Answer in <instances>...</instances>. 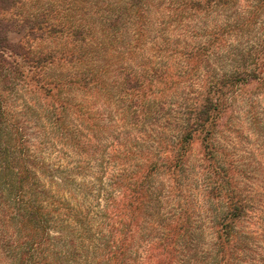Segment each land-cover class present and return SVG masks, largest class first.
<instances>
[{
  "label": "rangeland",
  "instance_id": "obj_1",
  "mask_svg": "<svg viewBox=\"0 0 264 264\" xmlns=\"http://www.w3.org/2000/svg\"><path fill=\"white\" fill-rule=\"evenodd\" d=\"M110 1L18 0L0 13L10 40L22 41L30 51L26 58L17 56L22 82L9 91L5 102L9 120L25 128L30 150L45 165L70 171L77 183L93 186L97 178L115 170L112 164L99 170L105 151L108 156L137 134L125 125L130 112L123 89L126 76L139 79L148 97L162 102L159 115L147 120L153 137H160L159 127L168 129L169 135L161 138L171 151L158 155L165 161L178 153L175 141L184 128L185 112L209 89L219 90L224 107L211 140L214 163L203 159L200 134L185 144L178 160L184 162L192 183L199 178L201 184L206 177L223 185L217 197L209 192L210 186L200 185L199 191L195 187L189 193L198 256L212 264L220 255L216 217L234 197L244 215L229 231L228 260L218 264H264V0H198L188 10L186 4L194 0H150L144 18L151 23L138 37L123 15L118 30H102L121 7ZM108 6L114 8L112 13ZM27 19L34 28L59 25L65 31L25 38ZM75 30L84 37L75 38ZM186 51L196 54L195 60ZM49 53L55 61L45 62L38 75L37 69L31 72L30 67ZM40 78L49 85L58 82L51 91L54 103L39 88ZM51 104L59 105L64 114L59 124ZM94 198L91 205L96 209ZM162 208L161 221L166 222L172 204L164 200ZM150 225L148 216L141 214L128 230L139 254L151 237Z\"/></svg>",
  "mask_w": 264,
  "mask_h": 264
},
{
  "label": "trees",
  "instance_id": "obj_2",
  "mask_svg": "<svg viewBox=\"0 0 264 264\" xmlns=\"http://www.w3.org/2000/svg\"><path fill=\"white\" fill-rule=\"evenodd\" d=\"M17 1L0 0V13L11 9ZM150 2L111 0L109 3L113 6L121 7H117L118 14L111 16L102 30H118L123 15L131 24L134 35L143 36L151 23L144 18ZM198 2L190 1L185 10L199 4ZM107 9L112 13L114 8L108 6ZM25 22H29V29L23 33L25 38L42 37L45 32L65 31L59 25L34 28L33 21L27 19ZM7 26V22L0 24V264L212 262L198 256L200 251L195 236L197 227L193 225L195 217L189 193L195 187L199 191L202 186H210L209 192L217 197V190L223 185L212 179L207 180L206 177H203L201 184L199 178L192 183L184 162L178 160L186 148L185 144L196 134H200L203 140V159L208 165L214 163L211 140L224 107L219 90L209 89L194 107L185 112L184 128L175 141L178 153L175 159L165 161L159 160L158 155L161 151H171V145L163 140L164 136L169 135L168 129L164 125L159 127L160 137H153V127L148 126L151 122L147 120L156 117L162 102H158L157 97H148V92L140 87L139 79L133 80L126 76L127 87L123 89L130 112L125 117V125H131L137 134L111 149L108 156L105 151L99 170L112 164L115 168L113 173L104 179L97 178L98 181H94L93 186L90 182L77 183L70 171L63 172L60 167L51 169L49 165H45L30 150L25 128L8 118L5 105L12 93L9 91L22 82L19 77L23 71L20 70L17 56L26 58L30 51L22 41L10 40ZM72 34L75 38L84 37L80 30H75ZM186 55L196 54L186 51ZM193 58L195 60L194 56ZM55 59L54 53L45 55L30 67L31 72L37 69L35 74L38 75L45 62H54ZM243 80L245 83L247 78ZM39 81V88L50 94L54 103L56 97L51 91L57 88L58 82H55L56 85H49L44 79L40 78ZM147 87H151V84ZM51 109L55 123L59 124L64 114L59 105L51 104ZM162 130L167 131L162 133ZM93 198L96 199L92 201L97 204L96 209L91 205ZM164 200L172 204L168 217H165L166 222L161 221ZM225 207L223 213L216 212L220 216L216 217V238L221 245V253L216 255L212 264L228 260L231 252L225 245L230 237L229 231L233 222L244 215L243 205L234 197H229ZM141 214L148 216L152 227L151 237L142 245L144 248L139 254L128 230L134 227Z\"/></svg>",
  "mask_w": 264,
  "mask_h": 264
}]
</instances>
